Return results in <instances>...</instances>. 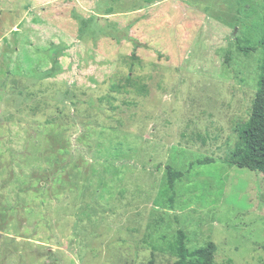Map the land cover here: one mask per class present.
<instances>
[{
    "label": "rangeland",
    "instance_id": "obj_1",
    "mask_svg": "<svg viewBox=\"0 0 264 264\" xmlns=\"http://www.w3.org/2000/svg\"><path fill=\"white\" fill-rule=\"evenodd\" d=\"M263 38L264 0H0V264H175L178 230L264 264V174L226 164Z\"/></svg>",
    "mask_w": 264,
    "mask_h": 264
},
{
    "label": "trees",
    "instance_id": "obj_2",
    "mask_svg": "<svg viewBox=\"0 0 264 264\" xmlns=\"http://www.w3.org/2000/svg\"><path fill=\"white\" fill-rule=\"evenodd\" d=\"M264 46V38L262 40ZM224 62L228 64V57ZM240 144L231 152L226 164L229 167L245 168L264 174V65L260 83V90L253 100L251 114L248 121L243 125L240 133ZM212 161H200L199 165L211 163ZM183 173L167 169L166 179L170 189L174 182L182 178ZM186 236L183 231L176 233L175 244L170 246V252L177 258L175 264H215L214 255L216 247L214 243L208 242L204 247L188 250ZM222 264H231L229 262Z\"/></svg>",
    "mask_w": 264,
    "mask_h": 264
}]
</instances>
